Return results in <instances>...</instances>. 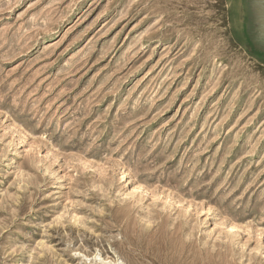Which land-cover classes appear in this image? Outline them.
Returning a JSON list of instances; mask_svg holds the SVG:
<instances>
[{
	"label": "rangeland",
	"instance_id": "1",
	"mask_svg": "<svg viewBox=\"0 0 264 264\" xmlns=\"http://www.w3.org/2000/svg\"><path fill=\"white\" fill-rule=\"evenodd\" d=\"M105 262L264 264V0H0V264Z\"/></svg>",
	"mask_w": 264,
	"mask_h": 264
},
{
	"label": "bare ground",
	"instance_id": "2",
	"mask_svg": "<svg viewBox=\"0 0 264 264\" xmlns=\"http://www.w3.org/2000/svg\"><path fill=\"white\" fill-rule=\"evenodd\" d=\"M116 261V260H115ZM120 261V260H119ZM111 262V261H110ZM120 262H115L114 264H119ZM123 263V262H122ZM104 264H106V262L104 263Z\"/></svg>",
	"mask_w": 264,
	"mask_h": 264
}]
</instances>
